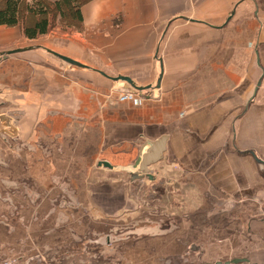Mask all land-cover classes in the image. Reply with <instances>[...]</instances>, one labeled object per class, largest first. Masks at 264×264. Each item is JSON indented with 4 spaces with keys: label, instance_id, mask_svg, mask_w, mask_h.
<instances>
[{
    "label": "crops",
    "instance_id": "obj_1",
    "mask_svg": "<svg viewBox=\"0 0 264 264\" xmlns=\"http://www.w3.org/2000/svg\"><path fill=\"white\" fill-rule=\"evenodd\" d=\"M80 10L71 35L29 39L18 25H0V53L28 47L0 58V114L14 112L17 138L32 145L24 167L11 159L7 168L42 183L49 171L85 183L92 170L94 183L84 184L92 212L112 217L126 206L124 179L144 143L163 137L146 180L164 189L155 195L176 228L127 245L131 264H264V245L249 237L264 241V219L242 210L236 224L232 205L264 196V164L250 153L264 161V0H90ZM118 75L151 87L110 96ZM222 200L219 216L214 204Z\"/></svg>",
    "mask_w": 264,
    "mask_h": 264
},
{
    "label": "rangeland",
    "instance_id": "obj_2",
    "mask_svg": "<svg viewBox=\"0 0 264 264\" xmlns=\"http://www.w3.org/2000/svg\"><path fill=\"white\" fill-rule=\"evenodd\" d=\"M78 30L79 28L75 27L65 28L57 19L51 30L40 37L47 39L55 34L71 35ZM122 83L125 84L122 80H113L108 87V94L118 96L125 89ZM131 88L128 86L126 89ZM3 106L4 104L1 103L0 108ZM15 113L19 117L22 111ZM5 145L10 146L11 152L5 155L6 159L0 154V213L2 214L0 226L5 228L2 227L5 231L1 237L3 241L0 242V264H88L89 262L131 264L125 254L127 245L136 244L142 238L159 235L133 233L138 231L137 228L155 227L157 223L160 225L158 231L170 225L174 226L173 229L176 228L175 222L178 219L165 215L160 209L166 204L161 203L157 198L158 195H155L156 191L163 189L159 183L153 185L154 183L147 181L146 177L131 181L129 171L124 179L126 206L122 208L117 206L118 211L114 212L112 217H105L102 214L96 216L92 212L93 204L88 202V199H94V194L91 188L87 190V186L84 185L89 182L94 183V171L91 170L89 176L85 175L86 177L83 178L85 183L74 182L70 173L66 175V172L49 171L48 182L42 183L41 180L25 175L21 168L20 170L19 168L13 170L11 166L7 168L11 159L17 160L22 166L23 152L32 149V145L22 138H10ZM101 177L104 178L102 175L98 176ZM237 199L238 202L231 203L235 208L236 224L242 210L249 211L250 220L264 219V196H241ZM153 203L155 204L152 206ZM99 205L103 203L97 202L94 206ZM214 205H216L215 214L224 215L223 206L226 203L222 200V202L216 201ZM121 209L122 211H119ZM7 215L11 217L16 215L18 223L6 222ZM220 220L227 219L220 217ZM105 235H111L114 240L103 246L95 242L96 240L104 242L102 238ZM240 236L246 237L244 233ZM249 237L263 247L262 234L252 233ZM4 246L6 249L1 248ZM253 252L259 251H252L251 254ZM35 255H40V258L45 259L44 262H40ZM182 256L176 255L171 258L183 259ZM183 260L188 261L186 258Z\"/></svg>",
    "mask_w": 264,
    "mask_h": 264
},
{
    "label": "trees",
    "instance_id": "obj_3",
    "mask_svg": "<svg viewBox=\"0 0 264 264\" xmlns=\"http://www.w3.org/2000/svg\"><path fill=\"white\" fill-rule=\"evenodd\" d=\"M90 0H0V25L21 27L26 38L45 35L56 20L65 28L81 27V6Z\"/></svg>",
    "mask_w": 264,
    "mask_h": 264
},
{
    "label": "water",
    "instance_id": "obj_4",
    "mask_svg": "<svg viewBox=\"0 0 264 264\" xmlns=\"http://www.w3.org/2000/svg\"><path fill=\"white\" fill-rule=\"evenodd\" d=\"M27 48H17V49L15 48V49L3 51L0 53V58H1V56L4 57L7 54L23 51L24 49H27ZM44 49L46 51H48L49 53L55 55L56 57L60 58L61 60L65 61L69 64H72V65H75L78 67H89V66H87V65H85V64H83L77 60H74L68 56L60 54L54 50H51L49 48H44ZM161 74L162 73L160 72L156 86L159 85ZM111 79L122 80L125 82L126 87L131 86V87H133L139 91L151 87V85L137 86L136 83L130 77L124 76V75H118L115 77H111ZM259 84H260V81H258L257 86L255 87L252 96L255 95V93L257 91V87ZM0 124L2 125V127L0 128V134H1L0 139H2V141L4 143H8L10 138H14V139L17 138L18 129L16 126L17 119H16L15 115L10 114L9 112L1 113L0 114ZM144 146H147L146 151H144V152L142 151L140 153V155L137 157V159L135 160V162L133 163V168H137V170L130 172V180L131 181H133L135 179H141L143 177H146L150 180L154 179V176L152 175V173L150 171V166L162 158V153L165 150L164 138L162 137L157 141H146L144 143ZM250 153L253 155V157L256 159V161L258 163L264 164V161L259 159L252 151H250ZM159 226H160L159 223H157L155 225V227L147 226L144 229L143 228H137L138 231L133 232V233H137V234H151V233L164 234V233H167V232H170L173 230V226L170 225L166 229H160V231H158ZM140 229H141V231H140ZM102 239H104V242H102L101 240H96L95 242L103 246V244H106V245L110 244V242L114 240V239L112 240L111 235H105V237ZM197 248L198 247L195 246V244H192L190 247V250H195ZM35 257L39 258L40 262H44V260H45V259L43 260L42 258H40V255L39 256L36 255ZM238 261H240V259H234L232 261L226 262L225 264L235 263ZM88 264H91V262H89Z\"/></svg>",
    "mask_w": 264,
    "mask_h": 264
},
{
    "label": "built area",
    "instance_id": "obj_5",
    "mask_svg": "<svg viewBox=\"0 0 264 264\" xmlns=\"http://www.w3.org/2000/svg\"><path fill=\"white\" fill-rule=\"evenodd\" d=\"M136 94H137L136 89H126V90L119 93V97L121 99L133 98L134 95H136Z\"/></svg>",
    "mask_w": 264,
    "mask_h": 264
}]
</instances>
